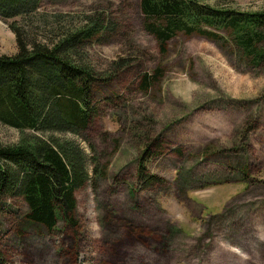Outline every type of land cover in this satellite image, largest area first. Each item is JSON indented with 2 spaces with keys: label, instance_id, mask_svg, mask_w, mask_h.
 I'll return each mask as SVG.
<instances>
[{
  "label": "rangeland",
  "instance_id": "1",
  "mask_svg": "<svg viewBox=\"0 0 264 264\" xmlns=\"http://www.w3.org/2000/svg\"><path fill=\"white\" fill-rule=\"evenodd\" d=\"M204 1L264 10V0ZM41 5L51 17L104 15L114 29L83 50L96 74L89 127L31 132L83 152L90 180L76 193L78 225L50 231L28 219L22 198H3L0 264H264V63L247 59L229 32L219 41L178 33L162 46L140 0ZM17 52L0 18V56ZM21 138L0 123V145ZM148 146L146 173L159 182L143 188Z\"/></svg>",
  "mask_w": 264,
  "mask_h": 264
},
{
  "label": "trees",
  "instance_id": "2",
  "mask_svg": "<svg viewBox=\"0 0 264 264\" xmlns=\"http://www.w3.org/2000/svg\"><path fill=\"white\" fill-rule=\"evenodd\" d=\"M43 0H0V18L15 34L18 52L0 56V123L21 132L17 145H0V201L20 197L28 219L52 231L63 221L76 227V193L90 180L86 158L70 140L40 135L86 130L95 107V72L84 48L113 31L107 16L81 21L41 13ZM146 31L162 46L178 33L219 41L229 32L255 65L264 63V10L244 12L204 0H140ZM95 15H98L96 12ZM29 131V132H27ZM150 146L141 159L143 188Z\"/></svg>",
  "mask_w": 264,
  "mask_h": 264
}]
</instances>
